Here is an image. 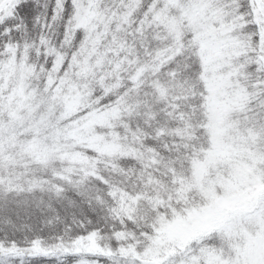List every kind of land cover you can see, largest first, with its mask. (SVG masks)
I'll return each mask as SVG.
<instances>
[{
    "label": "snow or ice",
    "instance_id": "obj_1",
    "mask_svg": "<svg viewBox=\"0 0 264 264\" xmlns=\"http://www.w3.org/2000/svg\"><path fill=\"white\" fill-rule=\"evenodd\" d=\"M0 264H264V0H0Z\"/></svg>",
    "mask_w": 264,
    "mask_h": 264
}]
</instances>
